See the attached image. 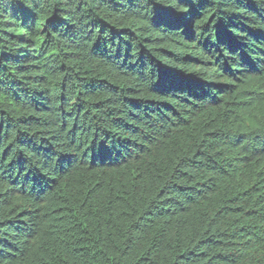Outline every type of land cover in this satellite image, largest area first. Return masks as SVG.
I'll list each match as a JSON object with an SVG mask.
<instances>
[{
  "label": "trees",
  "instance_id": "obj_1",
  "mask_svg": "<svg viewBox=\"0 0 264 264\" xmlns=\"http://www.w3.org/2000/svg\"><path fill=\"white\" fill-rule=\"evenodd\" d=\"M0 264H264V0H0Z\"/></svg>",
  "mask_w": 264,
  "mask_h": 264
}]
</instances>
